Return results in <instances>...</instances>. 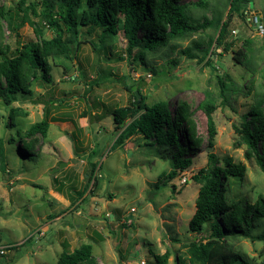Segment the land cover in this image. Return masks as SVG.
Returning a JSON list of instances; mask_svg holds the SVG:
<instances>
[{
	"label": "rangeland",
	"instance_id": "374dc122",
	"mask_svg": "<svg viewBox=\"0 0 264 264\" xmlns=\"http://www.w3.org/2000/svg\"><path fill=\"white\" fill-rule=\"evenodd\" d=\"M199 1L181 2L191 4L198 18L228 19L233 0H208L207 9L197 5ZM18 2L1 0L10 12ZM40 2L29 0L28 4H38L40 11ZM245 9L244 15L241 10L232 12L226 39L231 48L216 49L210 61L209 56L202 59L195 46L204 43L207 48L209 39L215 43V29L150 50L134 48L132 57L123 36L107 40L105 49L99 45L97 31L83 35L86 42L77 61L49 59L51 84L35 82L31 95L18 94L11 105L0 99L6 167V172L0 169V246L11 247L0 257V264H58L64 251L83 244L92 245L99 264H156L155 257L166 252L170 253L168 264H179L178 257L188 264L185 244L209 233L189 230L199 189L192 176L206 166L209 152L246 166L242 178L230 177L226 182L230 200L254 203L264 196V174L255 160L246 159V146L237 145L240 138L235 129L241 128V117L251 110L255 97L264 94V0H250ZM31 18L42 28L44 38L54 36L39 18ZM0 26V43L9 46V56L18 46L39 41L28 24L15 32L7 22L1 21ZM90 41H95L97 49ZM188 47L192 49L188 55L180 53ZM139 54H144L143 61ZM221 82L228 104L222 102ZM129 87H136L148 105L168 101L174 111L185 101L194 110L202 145L190 153L193 165L160 189L155 184L171 171V164L158 148L146 146L140 136L112 148L118 135L112 113L133 104ZM205 101L217 106L213 149L208 146L207 116L200 108ZM44 119L50 124L47 138L33 157H22L17 131L25 133ZM86 185L82 201L78 192ZM58 186L62 194L56 191ZM263 222L254 233L261 231ZM230 244L251 264H263V243L237 237Z\"/></svg>",
	"mask_w": 264,
	"mask_h": 264
},
{
	"label": "trees",
	"instance_id": "16d2710c",
	"mask_svg": "<svg viewBox=\"0 0 264 264\" xmlns=\"http://www.w3.org/2000/svg\"><path fill=\"white\" fill-rule=\"evenodd\" d=\"M181 1L41 0L39 11L38 4H28L29 0H20L15 11L10 12L0 0V22H7L12 32L28 24L34 28L39 39L37 42L18 46L12 56L7 54V51H10L9 46H2L0 43V99L11 105L17 101L18 94L31 95V87L35 82L51 84L49 59L64 57L77 61L81 45L86 42L83 35H91L97 31L99 45L105 49L107 40L113 41L118 36H123L127 41L128 57H132L134 48L141 46L150 50L170 40H183L192 34L215 29L218 33L215 43L214 39H209L207 48H204V43L195 46L203 54L202 59L209 56L210 61L216 54V49L221 46L224 50L231 48V43L226 39L232 12L241 10L244 15L245 6L250 2L233 0L228 19L222 21V17L215 15L211 18L206 15L198 18L194 15L191 4ZM208 3V0H200L197 5L207 9ZM31 15L39 18L53 31L54 36L51 39L44 38L42 28L32 20ZM90 42L94 49L98 46L95 41ZM190 50L192 49L188 47L180 53L188 55ZM138 57L144 60V54H139ZM221 87L222 102L228 104L229 96L222 82ZM137 88L140 92L139 85ZM128 89L133 93L134 102L131 106L113 110L112 116L118 135L112 148L123 146L126 140L134 136H140L146 146L158 148L163 158H168L171 164V171L168 174L164 172L155 184V187L160 189L193 165L190 153L202 145L194 120V110L185 101H181L174 111L168 101L148 105L144 97L139 102L132 87ZM200 108L207 116L208 146L213 149L218 134L214 117L217 106L205 101ZM241 118V128H235L240 138L237 145L246 146V159L255 160L264 174V94L255 97L251 110ZM49 128L48 119H44L32 124L25 133L18 130V153L22 157H33L38 144L47 138ZM3 148L0 141V169L6 172ZM92 166L93 172L95 165ZM245 172L246 166L236 163L232 157L221 158L209 152L206 166L192 176L199 189L196 211L189 223V230L199 235L206 230H209V233L205 238H192L185 244L188 264H251L231 246V240L241 237L264 244V222L259 224L261 231L254 233L259 221H264V196L260 195L254 203H250L246 200L232 201L227 195L226 182L229 178H242ZM54 184H58L57 178L54 179ZM88 187L86 185L83 191L78 192L82 201L86 198L84 195ZM56 191L62 194L60 186ZM169 258V252L157 255L156 264H168ZM261 258L264 264V253ZM178 262L186 264L180 257ZM58 264L99 263L94 257L92 245L83 244L72 252L64 251Z\"/></svg>",
	"mask_w": 264,
	"mask_h": 264
},
{
	"label": "built area",
	"instance_id": "2783aa9c",
	"mask_svg": "<svg viewBox=\"0 0 264 264\" xmlns=\"http://www.w3.org/2000/svg\"><path fill=\"white\" fill-rule=\"evenodd\" d=\"M263 31V30H262ZM184 182H186V179L184 180ZM11 247H6V246H0V257L6 255L7 251L10 249Z\"/></svg>",
	"mask_w": 264,
	"mask_h": 264
},
{
	"label": "water",
	"instance_id": "95a60500",
	"mask_svg": "<svg viewBox=\"0 0 264 264\" xmlns=\"http://www.w3.org/2000/svg\"><path fill=\"white\" fill-rule=\"evenodd\" d=\"M136 87H133V91L136 93V95H137V97H138V99H139V102H140V99L142 98L141 97V95L139 94V92L138 91H136ZM65 166V164H62V166L61 167H64Z\"/></svg>",
	"mask_w": 264,
	"mask_h": 264
}]
</instances>
